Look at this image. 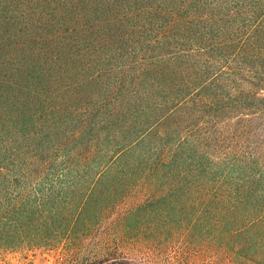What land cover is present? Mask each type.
I'll use <instances>...</instances> for the list:
<instances>
[{
  "label": "trees",
  "instance_id": "16d2710c",
  "mask_svg": "<svg viewBox=\"0 0 264 264\" xmlns=\"http://www.w3.org/2000/svg\"><path fill=\"white\" fill-rule=\"evenodd\" d=\"M107 225L78 264L264 257V0H0V248Z\"/></svg>",
  "mask_w": 264,
  "mask_h": 264
},
{
  "label": "rangeland",
  "instance_id": "374dc122",
  "mask_svg": "<svg viewBox=\"0 0 264 264\" xmlns=\"http://www.w3.org/2000/svg\"><path fill=\"white\" fill-rule=\"evenodd\" d=\"M166 201L167 203L164 206L170 207L172 205H170V199H167ZM100 229H97L96 226L93 228V234L97 233V236L101 237L100 240L94 241L91 238L90 240L79 239L74 242V258L70 263L76 262V264H78L79 260H82L84 256L90 255L96 244L100 241L109 240L110 237L114 238V231L109 225ZM19 247L20 249H16L13 245V250L0 248V264H66L65 260L67 259L61 250L48 253L47 251L23 250L26 249L24 246ZM124 250L129 254H133V264H146L142 261L146 257L140 254L139 249L131 247L130 251L128 248H125ZM200 259L202 260L205 258L200 257ZM206 260L207 264H209L210 261L208 259ZM218 264H264V257H256L253 259V262H247L235 257H218Z\"/></svg>",
  "mask_w": 264,
  "mask_h": 264
}]
</instances>
